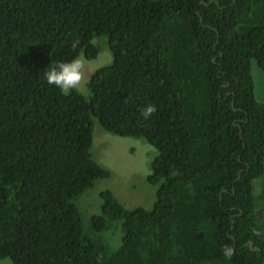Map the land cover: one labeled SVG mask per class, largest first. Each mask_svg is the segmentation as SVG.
<instances>
[{"label":"trees","instance_id":"trees-1","mask_svg":"<svg viewBox=\"0 0 264 264\" xmlns=\"http://www.w3.org/2000/svg\"><path fill=\"white\" fill-rule=\"evenodd\" d=\"M101 36L111 61L89 74L86 98L47 84L48 66L93 59ZM252 59L264 74V0H0V259L264 264ZM149 103L157 111L145 120ZM92 117L156 150L150 208L125 209L105 189L82 219L76 198L108 176L91 157Z\"/></svg>","mask_w":264,"mask_h":264},{"label":"rangeland","instance_id":"rangeland-1","mask_svg":"<svg viewBox=\"0 0 264 264\" xmlns=\"http://www.w3.org/2000/svg\"><path fill=\"white\" fill-rule=\"evenodd\" d=\"M99 38L103 40L104 45L99 48L93 59H86L88 68L85 73V81L82 86L76 89L85 98L88 96L86 81L89 74L97 67L106 65L111 61L105 37L101 36ZM249 69L253 99L255 102L264 105V74L256 66L253 59L250 62ZM90 152L91 157L108 171V176L94 180L92 185L76 198L75 205L84 221L88 219L90 214L98 211L99 192L105 189L109 190L125 209L134 206L146 209L151 207L156 185L148 183L146 176L150 173V163L156 154V150L150 144L142 138L121 137L105 132L98 125L96 119L92 117ZM262 161L264 163V157ZM253 184L254 194L256 196L261 195V199L264 201V185L261 186L259 180L253 182ZM256 202L259 203L258 200ZM110 229L111 231H107L103 235L109 242H114L120 231L118 228L113 229L111 227ZM0 264L11 263L8 258H3L0 259Z\"/></svg>","mask_w":264,"mask_h":264},{"label":"clouds","instance_id":"clouds-1","mask_svg":"<svg viewBox=\"0 0 264 264\" xmlns=\"http://www.w3.org/2000/svg\"><path fill=\"white\" fill-rule=\"evenodd\" d=\"M80 44L76 39L71 44L72 49H77ZM88 65L86 59L80 55L73 56L69 60L57 61L54 65L48 66L43 72L47 84L59 89L61 94L68 95L72 90L82 86L85 81V73ZM157 111L156 105L149 103L140 109L143 119H149ZM223 256L227 259L235 254V249L230 244L222 246Z\"/></svg>","mask_w":264,"mask_h":264},{"label":"water","instance_id":"water-1","mask_svg":"<svg viewBox=\"0 0 264 264\" xmlns=\"http://www.w3.org/2000/svg\"><path fill=\"white\" fill-rule=\"evenodd\" d=\"M250 244H251V242L248 241V246H249L250 249H256V247H250Z\"/></svg>","mask_w":264,"mask_h":264},{"label":"crops","instance_id":"crops-1","mask_svg":"<svg viewBox=\"0 0 264 264\" xmlns=\"http://www.w3.org/2000/svg\"><path fill=\"white\" fill-rule=\"evenodd\" d=\"M258 213V216H260L262 213H260V212H257Z\"/></svg>","mask_w":264,"mask_h":264}]
</instances>
